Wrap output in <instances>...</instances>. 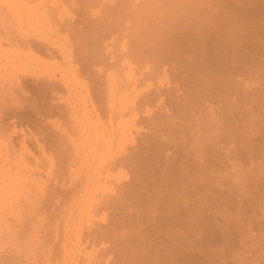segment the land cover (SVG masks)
I'll return each instance as SVG.
<instances>
[{
    "label": "rangeland",
    "instance_id": "1",
    "mask_svg": "<svg viewBox=\"0 0 264 264\" xmlns=\"http://www.w3.org/2000/svg\"><path fill=\"white\" fill-rule=\"evenodd\" d=\"M21 1L31 7L34 14L41 16L39 20L41 22L33 21L23 29L20 28L21 31L18 28L19 30H13L14 32H7L2 24L11 20L7 19L11 14L6 16V8L5 11L0 12V72L2 71L0 87L11 86L14 83L13 88H17L16 85L20 81L25 82L33 76L43 78L42 80L54 77L59 80L55 79L60 87L56 85L58 87L56 91L40 92L43 96L36 93V98L33 95L35 91L30 87L24 90L28 91L25 94L12 88L13 94L17 92L12 96L15 98L0 99L2 109H0V115L7 113V105L15 103L18 107H22L19 113L24 114L23 116L19 114L17 119L12 118V115H6V121L4 123V120L0 121V166L5 163L8 169L12 166L11 174L15 173L12 179L15 180L14 177L17 174L18 179H21L18 187H15L17 191L13 190L11 193L14 196V198L11 196L13 200L17 199L18 204L22 201L29 206L36 199L40 201L45 197L47 199V196H54L51 205L42 209L43 213L45 216L48 215L49 219L59 221L68 218V216L64 217L65 213L68 215L70 213L69 222L71 223V228L60 237L50 235L47 238L45 245L48 251L41 250L39 253L25 254V264H34V262L38 264H264V105L255 110L256 121L261 122L262 130L250 137V151L239 149L238 143L231 142L228 138L219 140V144L224 149L230 152L237 151L229 162L218 163L215 175L213 174V177L208 180L209 186H211L210 182L213 183V192L217 200L208 206H199L201 216L199 222L187 219L183 220V223L162 221L160 216L164 215L168 208L160 204L151 207L154 208L153 215L158 217V220L149 218L145 213V191L139 192V196L135 200H130L125 208L112 210L99 205L89 206L92 195L83 194L85 178L77 176V169L82 163V152L87 156L83 159L86 161L91 153L89 145H92L96 136H99L98 151L89 156L92 168L97 174L95 185L97 186L100 175L103 184L113 186L117 183L115 178H106L107 173L113 176L121 174L119 187L131 184L134 178L133 171L118 161L142 147L145 135L150 130L151 116L155 114L175 116L178 113V108L170 102L168 94L173 87L178 89L181 86V80L176 78L169 64L161 65L160 72L153 78L154 86L151 91L156 89L162 91L167 98L165 104L161 106L160 102L153 101L149 109L141 110L138 120L133 123L130 110L127 107L122 110L119 93L115 90V82L110 77L117 69L120 54L118 40L125 24L132 19L130 15L125 14L121 17L115 15L112 0ZM16 3V0H8L9 5ZM104 14H108L106 21L103 18ZM43 16H45L44 20ZM70 25H74L76 31L71 30ZM20 32L29 33V36L43 44L49 42L53 48L56 46L55 54L51 57L29 49L24 45L22 41L24 37L22 38L23 35L21 36ZM249 49L252 48L249 47ZM63 78L68 81L64 80L66 82L63 83ZM242 78L239 74L235 79ZM29 94L34 97L30 98L31 95L28 97ZM35 100L37 104H40L39 107L45 104V108L49 110L53 105L56 107L53 106L51 112L47 108L45 111L44 107L41 110L37 108L41 111L42 117L40 111L39 117L34 114L30 116L29 113H35L32 107ZM29 106L33 109H28ZM32 116L39 118L40 126H34L36 119L33 121ZM22 117L24 121L20 120ZM123 120L126 122L130 120L125 126V132L120 127V122ZM96 121H98L97 127H91L90 122ZM82 123L86 129L91 127L87 134V148L85 144L80 143L79 146L62 150L58 144H55L58 150L54 148V145L47 143L52 135H49L48 130H53L51 133L56 134V138L64 142L67 139L64 131L78 134L84 129L79 130ZM39 140L42 142L40 147L46 149L48 156L50 154L55 156L54 167L46 156H43L42 149L37 143ZM6 141L8 146L13 145V150L10 149L12 154H9ZM177 153L175 144L165 146L160 144L151 152H147L146 156L151 155L148 164L160 170L165 162L158 163L157 157L167 158ZM7 154L10 159L6 157ZM2 156L5 161L10 160V162H5ZM37 159L40 162H37ZM235 165L243 166L246 170L257 168L260 171L257 180L250 182L246 195L236 194L235 191L230 190L237 178ZM47 172L53 174L52 179L48 178ZM2 174L5 173L2 172ZM35 180L47 181L48 190L40 193L34 185ZM13 182L17 183L16 180ZM1 184L2 182L0 186ZM0 192L4 195L3 197L0 195L2 197L0 204H8L10 201L5 198L10 197L3 192V188ZM119 192L120 190H116L112 196L117 197ZM99 194L102 195L100 190ZM184 194L193 198L197 192L187 189ZM46 199H43L42 203ZM73 199L77 202L72 203ZM73 205H76V211ZM183 207L184 205L181 208ZM147 209L149 210L150 206ZM11 217L15 218L14 215ZM113 219H116V222L110 225ZM83 220L81 231H78L79 224ZM98 226H103L107 232L91 234L92 227ZM180 227L184 230V234L180 239L181 245L175 246L169 240L167 233L169 230H177ZM187 231L189 232L185 235ZM119 232H127L128 237L124 238L119 235ZM40 243L42 242L34 241L35 246Z\"/></svg>",
    "mask_w": 264,
    "mask_h": 264
},
{
    "label": "bare ground",
    "instance_id": "2",
    "mask_svg": "<svg viewBox=\"0 0 264 264\" xmlns=\"http://www.w3.org/2000/svg\"><path fill=\"white\" fill-rule=\"evenodd\" d=\"M16 1V4L9 5L8 0H0V12L6 8V11L4 10L6 16L11 14L7 17L11 20L2 24L7 32H14L18 28L23 29L24 26L33 21L41 22L39 21L41 16L34 14L31 7L21 0ZM112 1L114 2L113 13L115 15L121 17L128 14L132 18L125 24L119 36L118 65L117 69L110 75L116 85L114 88L119 93L118 98L122 110L127 107L130 110L132 122L135 123L141 114V110L149 109L153 101L160 102L161 106L165 104L167 99L165 94L157 89L151 90L154 86L153 78L160 72L161 65L169 64L176 78L181 80V86L178 89L173 87L168 94L170 102L178 108V113L175 116L163 114L151 116L149 118L150 130L145 135L142 147L137 151H132L122 160L119 159L118 163L127 165L134 173L133 181L126 187L118 186L121 174L120 176H113L108 173L105 175L106 178H115L117 183L113 186L103 184L100 175L97 186L95 185L97 174L92 168L93 165L89 156L98 151L97 145L100 143V138L96 136L94 143L89 145L91 153L88 155V159L83 160L87 156L82 152V163L77 169V176L85 178L82 192L86 196L92 195L89 206L99 205L115 210L125 208L130 200H135L139 196V192L145 191V213L148 214L149 218L158 220V217L153 215L154 208L151 207L160 204L164 208H168L164 215L160 216L162 221L183 223V220L187 219L199 222L201 220L199 206H208L217 200L216 194L213 192V183L210 182L211 186H209L208 180L213 177V174L215 175L217 164L229 162L232 155L237 151L230 152L224 149L219 144V140L228 138L231 142H237L239 149H246L248 152L250 151V137L262 130L261 122L256 121L255 110L264 105V0ZM106 17L108 14L103 16L105 21L107 20ZM44 18L45 16L42 19L44 20ZM74 28L73 25L70 29L76 31ZM29 35L26 32L21 33L22 38L24 37L21 40L24 41L26 47L51 57L55 54L56 46L53 48L47 41V44H43ZM5 70H7L6 67ZM239 74L243 78L235 79L236 75ZM42 79L33 76V78L25 79V82L20 81L16 85L17 88H13L14 83L11 86L5 84L7 87H0V99L12 97L18 90L19 93L20 91L23 94L28 93L27 90V92L24 91L28 87L35 91L33 93L35 98L36 93L43 96L41 93L44 90L47 93L48 91H56L58 86L57 81H55L56 78ZM62 80L64 83L66 82L64 80L67 79L63 78ZM12 88L17 92L15 91L13 94ZM33 95L29 94L28 97L32 98ZM15 104L5 107L7 113L0 115V121L4 120V123L6 115H12V118L17 119L22 107ZM39 105L36 101L32 106L34 109L36 108L35 110L31 106H29L30 108L27 107L28 109L32 108L33 112L35 111L32 113L31 109V113L28 115L34 114L39 117L38 112L43 107L44 110L47 108H45L46 104L45 106L41 105V108ZM52 107L50 108L52 109ZM47 109L49 110V108ZM40 114L42 117L41 111ZM20 115L23 116L24 114L21 113ZM32 117L34 121L36 117ZM38 119L34 121V126H40ZM20 120H23V117ZM30 120L32 121L31 118ZM36 121L38 122L36 123ZM97 122H90L91 127H97ZM129 122L130 120L120 122L123 132H125V126ZM38 128L42 130L40 127ZM81 128L84 129L81 131ZM90 128L86 129L82 123L79 127L81 132L78 134H70L65 130L64 135L67 139L64 142L56 138V134L51 133L53 130L47 129L50 131L49 135L52 134L50 140L47 139L49 140L47 143L54 145V148L57 149L55 144H58L62 150L71 146H79L80 143L81 145L85 144L87 148V134ZM7 142L6 146H8ZM37 143L39 147L42 145L40 140ZM160 144L161 146L162 144L164 146L175 144L178 153L167 158H159L158 156L156 160L158 163L165 162L164 167L158 170V168L148 164V159L150 161L152 156L148 157L146 153L151 152L155 147H159ZM12 146L10 144L8 146L9 154H12ZM41 149L43 156H46L51 166L54 167L56 165L55 156L51 154L48 156L46 149ZM1 158L4 160V156ZM153 159L155 160L154 156ZM6 161L10 162V160ZM14 161L11 162L15 163ZM37 162H40L39 159ZM4 165H2L3 167L0 166V168L2 167L0 176L3 175L2 172L6 174L3 175L4 178H2L3 176L0 177V183L2 182L0 187L10 197L5 198L10 202L0 204V264H25V254L39 253L41 250L48 251L45 245L47 238L50 235L60 237L62 233L71 228L70 213L69 215L65 213L64 217L68 216V218L61 219V221L49 219L48 215L45 216L42 209L51 205L54 196H47L48 200L46 197L43 198L46 199L43 203V199L40 201L36 199L35 204L31 203L29 206H26V203H22V201L18 204L17 199L16 201L13 200L14 196L11 193L13 190L17 191L15 187H18V182L21 179H18L17 174L14 177L17 183L13 182L15 180L12 177L15 176V173L11 174L12 166L11 169H8ZM234 167L237 178L234 182L235 185L230 190L235 191L236 194L246 195L250 182L257 180L260 171L257 168L246 170L240 165ZM47 176L49 179L53 178L51 172H47ZM34 185L40 193L47 191L49 187L48 182L43 180H35ZM187 189H193L197 195L193 198L187 197L184 194ZM99 190L102 195L99 194ZM116 190H120V192L117 197H114L112 194ZM0 193L2 196V192ZM139 200L143 201L142 199ZM71 201L72 203L77 202L76 199ZM182 205H184L183 208H181ZM149 206L150 209L148 210ZM72 207L76 211V205ZM12 215L15 218L12 219ZM11 220H15V222ZM62 222H64L63 225ZM115 222L116 219H113L110 225H114ZM83 224L84 220L80 222L78 231H81ZM92 228L91 234L93 235L107 232L103 226ZM188 232H185V235ZM183 234L184 230L180 227L177 230H169L167 236L172 244L177 246L181 245L182 240L180 241V239ZM119 235L124 238L128 237L127 232H119ZM34 241H41L42 243L35 246ZM10 256L15 257L11 258ZM34 264H38V262H34Z\"/></svg>",
    "mask_w": 264,
    "mask_h": 264
}]
</instances>
